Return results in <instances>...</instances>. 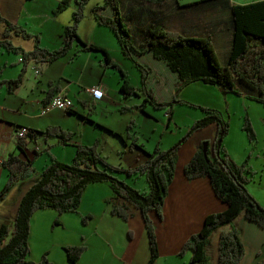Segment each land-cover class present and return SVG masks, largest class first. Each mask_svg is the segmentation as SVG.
I'll return each mask as SVG.
<instances>
[{
    "label": "trees",
    "instance_id": "obj_1",
    "mask_svg": "<svg viewBox=\"0 0 264 264\" xmlns=\"http://www.w3.org/2000/svg\"><path fill=\"white\" fill-rule=\"evenodd\" d=\"M84 1L75 0L76 6L71 11V20L63 24L62 42L56 47L47 48L39 45L36 34L16 26L1 14L0 21L6 24L1 32L3 37L7 34V27L8 29L13 28L24 36L32 37L34 44L31 49L22 50L18 46H11L5 37L0 40V44L5 49L20 53L23 62L28 59L35 60V56L38 60L50 61L63 55L70 47L71 41L75 40L81 45L80 48H97L102 51V65L113 66L119 71L118 90L121 97L141 92V102L136 105L141 110L145 102L154 107L169 105L170 99H157L153 90L146 85V74L150 70L148 66H142L132 59L140 70L139 83L134 86L129 83L125 71L111 61L104 48L85 43L80 39L76 26L83 16ZM103 1V4L110 7V14L103 15L97 11L103 5H92L91 14L98 23L106 25L111 30L123 57L131 60L132 51H149L153 57L162 59L180 82L200 80L203 83H213L224 92L243 94L264 103V0L228 3L229 46L224 63H220L217 59L210 32L200 35L184 34L168 29L158 21H152L139 30L130 29L122 22L118 0ZM140 1L159 6L165 0ZM198 1L189 3L195 4ZM65 2L66 0H59L56 6L59 8ZM206 5L214 6L213 3H206ZM124 11L128 12L125 8ZM126 14L129 18V14ZM127 18L125 23L129 20ZM133 32L138 39L137 46L134 44ZM20 81L21 73L14 78L3 80L8 89H13ZM56 91H58L56 84L48 87L41 103H46ZM64 110L76 112L71 108ZM201 110L203 114L192 121L188 130L201 127L209 122L216 124L212 156L208 157L206 152L203 154V146L199 144L183 164L182 170L187 178L206 175L214 195L224 203V208L206 214L199 229L183 241L177 254L189 251L188 262L190 264H209L206 246L210 235L220 229L216 264H237L243 255V245L239 231L232 222L237 215H242L264 228V206H260L245 188L247 174L251 173L249 167L245 162L240 164L233 162L221 145V135L225 132L227 125L221 111L207 106H201ZM25 128V135L15 138L16 146L21 152L24 151L28 140L35 139L37 132L42 133L43 137L55 136L64 144L65 140L72 135V131L57 124L47 125L43 129ZM241 128L248 139H254L253 130L246 116L243 118ZM120 137L122 142H125L121 135ZM183 138L184 136L165 149L154 146L152 150H143L144 160L130 167L107 162L105 156L96 150L95 141L91 144L73 143L74 151L69 162L50 156L49 161L40 167L37 178L20 195L11 220L0 221V264L29 263L26 259L29 252V219L35 209L51 208L58 213L76 211L86 184L97 181H106L110 185L111 192L104 199L110 213L126 218L129 214L128 206L139 210L149 249L146 264H150L156 256V244L153 221L149 216V211H154L157 217L161 216V204L166 186L172 176L176 150ZM133 143L132 138L129 140V145ZM204 144L206 145V142ZM137 145L140 144L137 143ZM0 164L7 170L6 180L0 188L1 198L10 185L26 176L33 167L28 158L22 159L16 153L11 152L0 161ZM117 172H124L127 175L142 174L146 186L143 189L133 187L123 178L117 177L115 175ZM88 217L89 215H81V222L85 223ZM223 226L227 227L222 228ZM84 248L82 244L62 246L66 259L71 263L77 260ZM41 258L45 260L43 255ZM258 264H264V260L259 261Z\"/></svg>",
    "mask_w": 264,
    "mask_h": 264
},
{
    "label": "crops",
    "instance_id": "obj_2",
    "mask_svg": "<svg viewBox=\"0 0 264 264\" xmlns=\"http://www.w3.org/2000/svg\"><path fill=\"white\" fill-rule=\"evenodd\" d=\"M36 4L38 5L34 7ZM183 4H180L179 0H165L161 5L155 6L141 2L140 0H127L124 4L125 10H127L129 14V18H127L129 20L126 21V25L130 29L139 30L152 21H158L166 28L179 30L184 34L191 33L200 35L205 32H210L217 59L220 63H224L229 46L230 17L228 6L189 5L184 7ZM51 7L52 5L49 4L48 9L52 10ZM0 14L9 22L23 28L25 31L29 30L25 28V26L20 25L17 19L21 17V15L37 16L38 20H44V23L41 25L45 26L47 32H55V41L42 44V46L53 48L62 42V28L59 34V28L57 26L53 27L50 26L51 24L48 25L53 15L49 16V12L45 10V8H42L40 3H37L36 0H0ZM50 14H52V12ZM27 20V18H24V25H26ZM5 25L4 23L0 30V40L5 37L11 43V46H18L22 50H29L33 47V38L24 36L21 32L13 28L8 29L7 27V34L3 37L1 32L3 28H5ZM95 26L94 21H90L89 32L91 28H95ZM77 27L78 24L76 26V32ZM40 33V30L35 32L36 35ZM77 34H79V32H77ZM14 36L31 38L33 42H31V44H20L18 40L12 42L9 38ZM79 36L85 43H92L101 48H106L104 44L92 42L94 41L92 38H84L80 34ZM80 46L79 43L72 40L70 47L63 55L50 61L38 60V57L35 56V60L28 59L23 62L20 53L8 49H4L6 51H3L0 44V161L11 152L16 153L22 159L28 158L33 167L26 176L15 181L2 194L0 198V204H2V207H0V221L12 218L20 195L38 176L40 168L38 169V166H35L31 156L39 154L38 151L41 153H43L44 150L46 151L47 147L44 146V144L47 143L48 137L54 138L57 143L66 145L61 143L55 136L49 135L43 137L42 133L37 132L35 139L28 140L24 151L21 152L16 146L15 130L19 126L32 127L35 129H43L45 126L51 124L61 126V122L64 118L71 115L75 117L78 116L77 118L80 120H77V123L84 124L85 121L92 122L89 117L92 107L96 101L103 100V98L105 99L107 96V87L110 88L111 83L104 79V75L107 71L105 69L106 66L102 65V56L96 52L99 49H86L80 48ZM107 55L113 62L109 52H107ZM59 59L60 61L56 63L59 67H53L51 69L54 60ZM158 62L160 66L149 67L150 71L146 77V81H149V85L160 83L159 71H164L167 75L169 73L171 76L174 74L167 68L163 60ZM100 66L102 67L101 69ZM66 68L72 76L66 73ZM19 73H21L20 83L13 89H8L3 80L14 78ZM138 83L137 81L131 82L130 84L137 86ZM53 84H56L58 87V91L56 92L64 93L72 100L71 109L76 112H67L56 107H51L42 113L39 112L43 105L41 100L44 92ZM93 84H99L102 88V93L98 98H92L90 93L85 90V87ZM153 93L155 92L153 91ZM88 99L90 100L88 101ZM136 105L137 104H135V106ZM122 108H124V106ZM64 129L71 131V129L66 126ZM126 132L125 129L124 141L128 136V132L127 135ZM74 135L75 134L72 132V135L65 140V143H70L71 145H73V143L83 144L82 140L75 139ZM196 141H198V138H196ZM194 143L195 141L190 139L186 140L185 143L178 147L174 164L175 168L166 186V192L161 204V216L157 217L154 211H149V216L153 221L156 244V256L150 264H190L189 262L186 263L185 260L189 251L177 254L181 244L190 234L199 229L206 214L220 211L224 208V203L214 195L206 175L187 178L183 174V164L188 160L196 148V144ZM130 146L131 145H129L128 152H131ZM73 151L74 149H63L60 155L50 152L49 158L51 156L58 160H65L66 157H72ZM142 157L145 158V154ZM140 158L139 154L135 153L134 161ZM45 161L46 160L43 161L42 165L47 162ZM128 163L126 167L133 166L138 162ZM119 164L125 166L120 162ZM6 177L7 170L0 164V188L4 184ZM99 182H104L106 185ZM97 183L96 185H91V190L96 191L97 194L95 199L97 208L95 211L84 209L83 213L86 214H82L89 215V218L86 220H92V227L89 230L80 229L81 238H83L84 233H86V235L93 234L99 237L98 235H101V232H99L100 229L110 235H106L107 238L110 239L111 237V239L108 240L109 251L111 252V257L117 264H146L149 256V249L143 224L142 227H139L137 219L129 218V216H132V212H129L126 218H121L110 213L108 204L104 201L105 197L111 192L110 185L106 181H97ZM54 211H52V218L57 220L61 212L58 213ZM81 211L82 210H80L78 214L82 213ZM73 212L77 213V211ZM234 223L239 231V237L243 245V255L237 264H258L259 261L264 260V228L260 227L254 221L246 219L242 215H237L234 218ZM109 224H112L115 230H118L114 237L109 231ZM222 228H225V226ZM219 230L220 229H217L210 235L209 243L206 246L209 264L217 263ZM143 232L145 237H142V240H145L142 243L141 234ZM29 233L30 235L32 234L31 222L29 223ZM134 234L138 236V239H135ZM60 243L62 244L63 242ZM45 245L44 243L42 248L43 252L48 251ZM81 254L82 252L77 260L73 262L74 264L80 259ZM48 261L53 263L52 260Z\"/></svg>",
    "mask_w": 264,
    "mask_h": 264
},
{
    "label": "rangeland",
    "instance_id": "obj_3",
    "mask_svg": "<svg viewBox=\"0 0 264 264\" xmlns=\"http://www.w3.org/2000/svg\"><path fill=\"white\" fill-rule=\"evenodd\" d=\"M58 1L59 0H36L37 3H40L42 8H45V10L49 12V16L53 15L48 25L51 24L50 26L53 27L57 26L60 34L63 24L71 20V11L75 9L76 3L75 0H66V2L58 8L56 6ZM126 1L127 0H118L121 10V19L124 24H126L125 19L127 18V12L124 11V4ZM192 1L198 0H179L180 4L184 3V7L189 5H206V3L227 7L229 2L241 3L249 0H205L198 1L195 4L189 3ZM103 3V0H85L83 2V16L78 22L77 32L84 38H92V40H94L92 42L104 44L107 48H105V50L109 52L113 62L127 74L129 82H137L140 70L138 66L133 63L132 59L138 64L148 67L160 66L158 61L162 60L153 58L149 51L143 50H137L136 52H131L130 50L131 60L123 57L122 54H120L116 38L111 30L106 25L98 23L91 14L90 8L92 5H103V7L97 9V11L103 15H109L110 7ZM49 4L52 5V10L48 9ZM37 5L38 4L34 7ZM51 12L52 14H50ZM24 18L28 19L26 25L23 23ZM17 21L20 25L25 26V28L29 30L28 32L32 34H35L38 30L41 31L39 35L37 34L39 45L55 41V32H47L45 26L41 25L44 23V20H38L37 16L21 15ZM90 21H94L96 26L95 28H91L89 32ZM3 25L4 22L0 21V30ZM132 34L134 36V44L137 46V36L134 32ZM31 38L14 36L9 39L12 42L18 40L20 44H31V42H33ZM1 47L3 51H6L2 45ZM96 52L102 55V51L98 50ZM57 61H60V59L54 60L51 69L53 67H59L58 64H56ZM101 68L100 66V69ZM105 69L107 73L104 75V79L111 83V85L110 88L107 87L106 98L96 101L92 107L89 113L92 122L85 121L84 124L77 123V120H80L77 118L78 116L76 115L77 117H75L71 115L65 117L61 122L62 128H65V126L70 128L75 134L74 138L77 140L81 139L83 144H91L95 141L96 150L101 155L105 156L107 162L111 164H119L120 162L125 165L124 167L129 164L128 162H142L144 160L142 156L145 154L143 150H152L156 145H158L157 147L160 149H165L175 141H178L182 136H184V138L179 142L178 147L185 143L186 140L191 139L195 141L194 144H196V148L199 144H202V146L205 147L207 156L211 157L213 139L216 134V124L214 122H209L201 127L188 129L192 121L203 114L201 106L217 108L221 111L222 116L227 122L226 130L221 135V145L228 158L233 162L236 164L245 162L249 167L251 173L247 174L248 179L245 182V188L260 206H264V103L243 94L224 92L217 84L203 83L200 80L180 82L176 79V74L174 72L173 76H171L169 73L167 75L166 72L159 71L160 83L149 85V81L147 80L146 85L155 92L154 94L157 98L161 100L170 99L171 102L166 107H154L148 102H145L142 106L143 110H141L135 106V104L141 102V92L132 94L128 97H120L119 91L117 90L119 71L110 65H107ZM66 73L72 76L67 68ZM2 89L5 91L3 87ZM89 100L90 99H88V101ZM123 106L124 108H122ZM168 109H170V113ZM244 116L247 117L253 130V140L248 139L245 131L241 128ZM127 124L129 125L127 126ZM125 129L128 131V136L126 137V142H122L120 135L125 139ZM132 138L134 143L130 146L131 152H128V143ZM196 138H198V141H196ZM55 141L54 138L48 137L47 143L44 144V146L47 147L46 151L44 150L43 153L38 151L39 154L36 156L30 155L33 160L32 162L35 166H38V169L42 166L44 160L48 162L50 152L60 155L63 149H74L73 145L70 143L62 145ZM204 142H206V145ZM137 143L140 145L138 146ZM176 151H178V148ZM135 153H138L139 157H141L137 161H134ZM70 159L71 157H66V159L62 161L69 162ZM115 175L119 178H123L128 184L138 189H143L146 186L142 174L127 175L124 172H117ZM99 183L105 184L104 182ZM96 184L98 183L92 182L86 184L76 209L77 213L69 211L61 212L57 220H53L52 211L54 210L50 208L35 209L31 213L29 223L31 222L32 225V234L30 235L29 233L28 235L29 252L26 257V259L29 260L28 264H74L71 262L69 263V261L67 262L65 258L62 249V246L65 244H82L86 247L82 251L80 259L76 264H117L111 257V252L109 251L108 240H110L111 237L110 239L107 238L106 235L110 236L107 232L99 229V232H101V235H98L99 237L93 234L86 235V233H84L85 235L83 234V238H81L80 229L89 230L92 227L91 219L88 221L86 220L85 224H81L80 217L82 214H86L83 213L84 209L95 211L97 208L95 202L97 194L96 191L91 190V185ZM0 207H2V204H0ZM80 210H82V213L78 214ZM127 210L128 213L132 212V216H129V218L137 219L139 227H142L139 210L133 206H128ZM9 220H11V218ZM232 223L235 225L234 220ZM108 228L110 229L111 235L114 237L118 230H115L112 224H109ZM142 237H145L144 232L141 234V242L143 243L145 239L142 240ZM135 239H138V236L135 235ZM60 242L63 243L61 244ZM44 243L46 244L47 252L42 251ZM42 255L45 260H42ZM48 260H52L53 263ZM185 260L187 263L188 256Z\"/></svg>",
    "mask_w": 264,
    "mask_h": 264
},
{
    "label": "built area",
    "instance_id": "obj_4",
    "mask_svg": "<svg viewBox=\"0 0 264 264\" xmlns=\"http://www.w3.org/2000/svg\"><path fill=\"white\" fill-rule=\"evenodd\" d=\"M85 90L90 93L92 98H98L102 93V88L99 84H93L91 86L85 87ZM51 107H56L63 110L69 109L72 107V100L64 93L55 92L50 96L48 101L42 105L39 112L42 113ZM25 132H26L25 126H19L15 130V134L18 137H23L25 135Z\"/></svg>",
    "mask_w": 264,
    "mask_h": 264
},
{
    "label": "water",
    "instance_id": "obj_5",
    "mask_svg": "<svg viewBox=\"0 0 264 264\" xmlns=\"http://www.w3.org/2000/svg\"><path fill=\"white\" fill-rule=\"evenodd\" d=\"M202 151H203V154H205V147L204 146L202 147Z\"/></svg>",
    "mask_w": 264,
    "mask_h": 264
},
{
    "label": "flooded vegetation",
    "instance_id": "obj_6",
    "mask_svg": "<svg viewBox=\"0 0 264 264\" xmlns=\"http://www.w3.org/2000/svg\"><path fill=\"white\" fill-rule=\"evenodd\" d=\"M196 149V148H195Z\"/></svg>",
    "mask_w": 264,
    "mask_h": 264
}]
</instances>
